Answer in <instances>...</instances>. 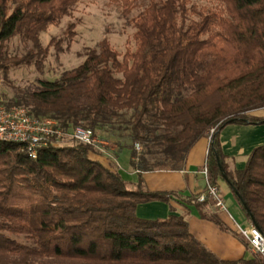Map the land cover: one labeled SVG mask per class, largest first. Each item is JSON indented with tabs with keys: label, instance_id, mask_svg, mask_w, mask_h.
I'll use <instances>...</instances> for the list:
<instances>
[{
	"label": "trees",
	"instance_id": "1",
	"mask_svg": "<svg viewBox=\"0 0 264 264\" xmlns=\"http://www.w3.org/2000/svg\"><path fill=\"white\" fill-rule=\"evenodd\" d=\"M104 1L121 5L124 17L139 10L130 20L132 46L120 54L103 39L79 66L19 91L7 108L54 120L64 132L90 129L117 152L128 149L138 181L129 187L116 169L90 159L92 146H50L31 159L23 146L0 142V264H264L254 254L217 257L182 216H136L139 204L182 197L148 191L140 175L182 171L205 137L209 184L225 183L264 236V144L240 170L227 167L219 144L228 125L264 124L250 114L264 109V0H211L215 9L198 11L191 0ZM78 2L0 0V73L39 67L47 54L40 34ZM16 37L26 49L10 56ZM201 217L223 229L216 215Z\"/></svg>",
	"mask_w": 264,
	"mask_h": 264
},
{
	"label": "rangeland",
	"instance_id": "2",
	"mask_svg": "<svg viewBox=\"0 0 264 264\" xmlns=\"http://www.w3.org/2000/svg\"><path fill=\"white\" fill-rule=\"evenodd\" d=\"M191 5L195 6L197 11L215 9L217 6L211 0H191ZM122 11L121 5L104 0H79L69 16L63 17L59 24L49 26L40 34V44L42 48H47V54L39 67L33 62L30 65L11 68L5 76L0 73V105L8 107L9 102L19 91L34 89L38 80L53 81L63 72L76 68L83 62L86 51L94 49L103 39L109 42L113 50L120 54L124 53L128 47L132 46L131 38L134 30L130 20L138 14L139 10H131L127 17L123 16ZM192 18L195 19L194 16ZM25 49V44L18 37L8 43L10 56H21ZM250 114L264 117V109ZM237 129V126L228 125L221 134V142L227 145L235 158L239 156L243 158L250 149L264 144V124L246 125L242 130ZM73 143L75 141L66 137L59 146ZM92 149L98 150L95 146ZM140 150L141 147L138 145L137 152ZM118 164L121 175L126 176L128 154L123 153L118 158ZM226 204L229 207H227L229 213L232 214L230 198L226 199ZM211 210L214 211L211 215L223 214L213 206ZM223 215L228 218L226 214ZM228 220L230 221L229 218ZM17 239L26 242L23 237ZM243 243L248 252L253 255L245 239ZM33 264L43 263L35 261Z\"/></svg>",
	"mask_w": 264,
	"mask_h": 264
},
{
	"label": "crops",
	"instance_id": "3",
	"mask_svg": "<svg viewBox=\"0 0 264 264\" xmlns=\"http://www.w3.org/2000/svg\"><path fill=\"white\" fill-rule=\"evenodd\" d=\"M233 126H237V130H242L246 125ZM225 129L226 127L219 134V144L225 157L224 162L230 170H240L245 165L248 155L253 148L250 149L243 158L240 156L235 158L232 154L233 152H231L227 145H223L221 142V134ZM208 146V138L204 137L199 139L188 152L182 171L142 173L140 177L148 191L177 193L183 198L181 197L178 199L171 197L167 202L154 201L139 204L136 207V216L147 220L164 219L171 214L182 216L188 224L190 233L217 257L229 261L248 259L252 254L246 249V246L243 243L244 239L234 232L231 222L225 215H218L215 213L223 225V229H220L213 222L201 217V213L206 216L214 214V211L211 210L210 204L198 206L188 202L189 198L196 197L205 189V180L201 174V170L206 161ZM95 147L98 150H92L89 154L90 159L98 161L106 167L116 169L128 186L133 187L138 181L139 174L132 171L130 168L129 150L123 149L120 152H117L112 144L100 140L98 137H96ZM123 153L128 154V172L126 176L121 175V168L118 164V158ZM218 189L226 207H228L226 199L230 198L232 202L231 209L233 211L232 214L231 212L230 214L233 219L241 225L248 226L249 224L243 213L240 211V208L235 203L228 186L225 183L220 182Z\"/></svg>",
	"mask_w": 264,
	"mask_h": 264
},
{
	"label": "built area",
	"instance_id": "4",
	"mask_svg": "<svg viewBox=\"0 0 264 264\" xmlns=\"http://www.w3.org/2000/svg\"><path fill=\"white\" fill-rule=\"evenodd\" d=\"M212 133L213 130L210 135ZM66 137L79 144L92 147L96 145V138L90 129L75 127L64 132L54 120L36 119L22 107L7 108L0 105V142L23 146L31 159H35L43 148L59 146ZM135 148L137 150L138 145H135ZM201 174L205 180V189L196 196V201L200 204H210L220 213L226 214L234 232L246 240L251 252L264 258V236L261 232L253 225L243 226L233 219L218 187L209 184L205 164Z\"/></svg>",
	"mask_w": 264,
	"mask_h": 264
},
{
	"label": "water",
	"instance_id": "5",
	"mask_svg": "<svg viewBox=\"0 0 264 264\" xmlns=\"http://www.w3.org/2000/svg\"><path fill=\"white\" fill-rule=\"evenodd\" d=\"M219 168H220V171H221V173H222V177L226 180L225 175L223 174V172H222V168H221L220 165H219ZM245 209H246V208H245ZM246 211H247V210H246ZM253 225H255L254 222H253Z\"/></svg>",
	"mask_w": 264,
	"mask_h": 264
}]
</instances>
